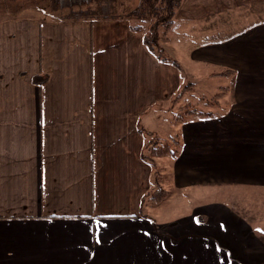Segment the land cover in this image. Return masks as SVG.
Here are the masks:
<instances>
[{"label": "crops", "instance_id": "crops-1", "mask_svg": "<svg viewBox=\"0 0 264 264\" xmlns=\"http://www.w3.org/2000/svg\"><path fill=\"white\" fill-rule=\"evenodd\" d=\"M256 1L181 0L175 18L183 29ZM186 55L235 75L227 108L170 120L167 198L189 210L158 221L139 214L143 156L180 72L124 18L2 1L0 264H264V222L235 200L264 196V23Z\"/></svg>", "mask_w": 264, "mask_h": 264}, {"label": "trees", "instance_id": "trees-1", "mask_svg": "<svg viewBox=\"0 0 264 264\" xmlns=\"http://www.w3.org/2000/svg\"><path fill=\"white\" fill-rule=\"evenodd\" d=\"M2 1L3 0H0V4ZM69 2L70 0H50L53 10L68 9L69 15L72 18H80L88 15L98 18H124L129 22L131 30L142 34L144 46L158 61L171 64L181 74L182 67L179 62L170 56H166L167 54L161 46V42L168 40L169 34L179 31V29L181 30L185 24V22H179L175 18L181 0H139L136 6L124 8V10H121L119 7L120 0H76L71 4ZM259 4L264 5V2ZM253 5L255 4H247L242 7L228 10L220 14L221 16L218 15L220 19H224V15H226V23L216 28L212 33L205 35L196 45L202 46L222 43L256 25L264 23V18L255 14L252 9ZM223 74L229 75L228 77L231 79L234 77L235 72L225 69ZM193 86L194 84L192 83L183 86L172 99L173 103L180 104V109L189 106L193 107L189 100V98L193 97ZM228 89H230L229 86L221 88L222 92H219L213 97L216 103H218V98L223 96ZM199 100L202 101V99ZM209 102L210 101H207V103ZM187 114H190V118H192V116H214V114L203 113L201 111L196 113L193 108L188 110ZM179 119L185 120L181 116ZM171 142L174 147H172L173 149L167 144H161L159 146L153 144L151 148L146 150L148 155L144 154L143 156L144 161L147 162L152 169V177L155 183H157V178L159 176L153 160L168 155L174 156L178 153L179 143L176 140ZM166 196L167 192L160 187H157L153 192L152 190L151 192L148 191L141 198L140 216L142 215V207L144 204L151 203L155 205L162 202Z\"/></svg>", "mask_w": 264, "mask_h": 264}, {"label": "rangeland", "instance_id": "rangeland-1", "mask_svg": "<svg viewBox=\"0 0 264 264\" xmlns=\"http://www.w3.org/2000/svg\"><path fill=\"white\" fill-rule=\"evenodd\" d=\"M138 2L139 0H120L119 7L121 10H124V8H132L136 6ZM262 2L264 1L251 2L255 5H253V8H250L254 10L255 14H258V16L264 18V5L259 4ZM247 4L237 6L236 8L245 6ZM220 16L206 19L204 22L196 23L193 26L191 25L181 30L179 29L178 32L169 34L167 41L161 42V46L167 54L166 56H170L171 58L175 59L177 62H179L180 66L183 67L181 72V88L188 83H192L194 86L192 92L193 97L189 98L193 107L189 106L180 109V104L175 103L170 107V109H164L158 114V118L155 119L158 131L154 136V139H158L160 141L157 143L158 146L161 144H167L166 141L169 140L167 137L168 133L172 132L174 127L177 128L179 126V124H176V122L175 124L171 125V119H177L180 116L184 119L190 118V114H187V111L192 108L196 113L201 111L203 113L215 114L216 111H221L222 109L224 110L229 105L230 101L227 94H230V92L228 91H226V94L224 93L222 97L218 98V103H216L213 99L216 94L222 92L221 88L229 86V75H224L223 72L221 75L215 74V68L213 69L212 67H206L200 63L197 64V62L192 63L189 61L186 55L187 47H196V44L201 41L205 35L212 33L216 28L226 23V15H224V19H220ZM199 99H202V101ZM207 101L210 102L207 103ZM154 139L151 141V144L152 142L154 143ZM178 139L179 137H177L175 140ZM167 145L170 146L171 149L174 148L172 144L168 143ZM153 161L155 163L156 171L159 177L157 178V183L154 182L152 177V188L150 189V192L151 190L153 192V189H156L157 187H160L166 191L169 158L168 156H163L155 158ZM235 200L236 205L240 207L242 213L246 217H252L253 220H256L257 222H264V196L257 192H241L239 196H236ZM182 204V198L178 197V195L176 197L170 198L169 200L166 196L162 202L155 204V206L150 205V207L147 208L148 204L146 203L144 204V208L148 209L149 215L152 219L165 221L168 218H172L174 216H182V214L189 210V207H184ZM245 209H248V211L250 210L252 213H249L250 211L248 212L249 214L245 213ZM172 211H175V214Z\"/></svg>", "mask_w": 264, "mask_h": 264}]
</instances>
